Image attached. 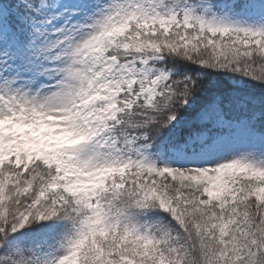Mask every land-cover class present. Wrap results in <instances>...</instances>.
I'll list each match as a JSON object with an SVG mask.
<instances>
[{"label":"snow or ice","instance_id":"6c2138e0","mask_svg":"<svg viewBox=\"0 0 264 264\" xmlns=\"http://www.w3.org/2000/svg\"><path fill=\"white\" fill-rule=\"evenodd\" d=\"M0 264H264V0H0Z\"/></svg>","mask_w":264,"mask_h":264}]
</instances>
